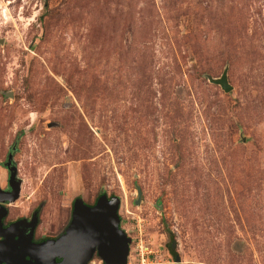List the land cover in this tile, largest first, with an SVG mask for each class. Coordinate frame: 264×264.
<instances>
[{
    "label": "rangeland",
    "instance_id": "obj_1",
    "mask_svg": "<svg viewBox=\"0 0 264 264\" xmlns=\"http://www.w3.org/2000/svg\"><path fill=\"white\" fill-rule=\"evenodd\" d=\"M9 152L36 238L105 194L127 264H264V0H0Z\"/></svg>",
    "mask_w": 264,
    "mask_h": 264
},
{
    "label": "water",
    "instance_id": "obj_2",
    "mask_svg": "<svg viewBox=\"0 0 264 264\" xmlns=\"http://www.w3.org/2000/svg\"><path fill=\"white\" fill-rule=\"evenodd\" d=\"M215 84L226 93L231 91L225 74ZM12 164L10 153L3 167L9 173L12 192L8 199H0V204H11L19 198L21 181L17 178L16 166ZM137 195L139 203L140 190H137ZM119 205L118 198L109 199L105 194L91 207L76 199L72 205L71 222L63 234L38 244L32 243L38 223L37 213L33 214L30 222L21 220L2 229L1 219L6 216V210L0 206L3 210L0 213V233L4 237L0 243V264H89L94 256L103 264H127L131 240L120 228ZM20 225H25L29 231L26 237H22L21 242L27 246L24 250L17 249L14 239ZM25 257H29V260L25 261ZM56 259L61 261L56 262Z\"/></svg>",
    "mask_w": 264,
    "mask_h": 264
},
{
    "label": "flooded vegetation",
    "instance_id": "obj_3",
    "mask_svg": "<svg viewBox=\"0 0 264 264\" xmlns=\"http://www.w3.org/2000/svg\"><path fill=\"white\" fill-rule=\"evenodd\" d=\"M12 154V152H9V154ZM9 154H7V156L9 155ZM6 161H7V158H6ZM6 163V162H5ZM12 165H14V164H12ZM15 166V165H14ZM4 168V167H3ZM5 169V171L7 172V179H6V184H5V186L4 187H0V199H8L9 198V195H10V192H12V190H11V187H10V185H9V173H8V171L6 170V168H4ZM9 203L8 202H5V203H3V204H0V206H2V207H4L5 208V210H6V216H4L2 219H1V224H2V229H6V228H8L11 224H14V223H16V222H18V221H21V219L22 218H18V219H16V220H12V221H8L7 220V216H8V212H9ZM2 209L0 208V213H2ZM35 212H33L32 214H31V216H30V218L29 219H26L25 221H27V222H30V220H31V218H32V216H33V214H34ZM22 220H24V219H22ZM7 221V222H6ZM37 227V226H36ZM36 229V228H35ZM2 230H0V232H1ZM28 229H27V227H25V225L23 226V225H20V227H19V229H18V231H17V234L15 235V237H14V239H15V242L17 243L16 244V247H17V249H21V250H24V249H26L27 248V246H26V244H25V242H21L22 241V237H26L27 235H28ZM45 240H47L46 238H36L35 237V230H34V233H33V236H32V243H34V244H38V243H41V242H43V241H45ZM4 241V237L3 236H1V233H0V243L1 242H3ZM29 260V257H25V261H28ZM61 260L60 259H56V262H60Z\"/></svg>",
    "mask_w": 264,
    "mask_h": 264
},
{
    "label": "built area",
    "instance_id": "obj_4",
    "mask_svg": "<svg viewBox=\"0 0 264 264\" xmlns=\"http://www.w3.org/2000/svg\"><path fill=\"white\" fill-rule=\"evenodd\" d=\"M141 251L139 257H140V264H152L149 262V251L147 249H139Z\"/></svg>",
    "mask_w": 264,
    "mask_h": 264
},
{
    "label": "trees",
    "instance_id": "obj_5",
    "mask_svg": "<svg viewBox=\"0 0 264 264\" xmlns=\"http://www.w3.org/2000/svg\"><path fill=\"white\" fill-rule=\"evenodd\" d=\"M171 253H173L172 250H171Z\"/></svg>",
    "mask_w": 264,
    "mask_h": 264
}]
</instances>
